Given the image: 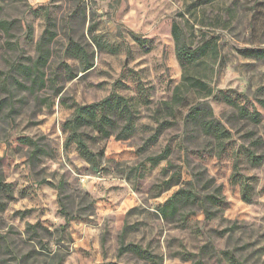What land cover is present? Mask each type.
<instances>
[{
  "label": "rangeland",
  "instance_id": "rangeland-1",
  "mask_svg": "<svg viewBox=\"0 0 264 264\" xmlns=\"http://www.w3.org/2000/svg\"><path fill=\"white\" fill-rule=\"evenodd\" d=\"M0 8V19L17 20L19 50L6 48L0 30V70L10 84L11 63L36 58L48 18L54 32L45 85L0 89V169L12 188L11 197L0 192V264H264V147L251 143L264 142V60L240 52L264 47V0H0ZM173 24L196 52L190 63L176 56ZM71 42L88 52L90 68L68 57ZM177 86L182 99L169 111L162 103ZM112 92L134 98L137 115L130 133L103 137L85 129L90 149L101 152L94 169L74 143L65 146L63 124L71 102L98 103ZM198 103L230 134L219 155L213 139L185 121ZM254 111L257 123L249 117ZM23 137L47 154L30 160ZM250 152L262 162L254 164ZM200 173L214 184L199 182ZM187 182L201 196L221 187L212 219L198 205L186 222L161 218L158 209ZM122 234L153 257L117 256Z\"/></svg>",
  "mask_w": 264,
  "mask_h": 264
},
{
  "label": "trees",
  "instance_id": "trees-1",
  "mask_svg": "<svg viewBox=\"0 0 264 264\" xmlns=\"http://www.w3.org/2000/svg\"><path fill=\"white\" fill-rule=\"evenodd\" d=\"M16 23L17 20L15 19H0V30L5 37L4 45L10 51L20 49L16 34L14 32L16 29ZM52 26L53 24L48 18L46 29L37 42V56L35 59L27 57L26 60H28L29 63H24L21 61L11 63L10 70L13 72L11 76V84L9 83L10 77L5 75V72L0 70L1 90L5 92H11V87L16 85L17 87L34 92L45 85L43 69L47 64L50 55V50L47 46L52 41L54 36V32L51 30ZM131 36L140 45H143L145 42V38L138 34L131 32ZM172 36L175 41L176 56L178 60L182 63L192 62L196 52L187 44V40L185 39L182 29L178 24H173ZM240 52L243 56L256 57L264 60V47L244 48ZM66 54L69 58L84 59V61L88 63V68L92 66V63L89 62L88 52L77 42H71L69 44L66 49ZM185 79L190 82L192 87H196L201 90H207V85L201 80L194 77H185ZM23 81L29 82V84L26 85ZM181 99L182 95L180 93V86H177L174 89L171 102L164 101L162 104L167 110L171 111L173 104L177 103ZM132 100L135 99L112 92L98 103L79 105L75 102H71L69 107L72 108V114L63 124V129L67 133L65 146L67 147L69 144L74 143L80 156L90 163L94 169H97L101 152L97 154L90 149L84 138L85 129L90 128L95 130L103 137H109L115 132L123 134L130 133L133 129L137 115V109ZM63 103L66 104L67 102L64 101ZM259 103L264 107L263 99H260ZM4 106V99L0 100V111H2ZM249 117L256 123L260 121L259 113L257 111L250 113ZM185 121L193 125L196 129H199L203 135L209 136L213 139V146L211 148L213 154L219 155L223 152L225 143L230 134L224 127L220 125L216 118H214L212 110L209 106L204 103H198L192 106ZM164 125L165 124L163 122L159 123L158 128L152 138L154 141L158 138ZM20 141L23 144L32 147L29 156L30 160L39 159L40 156L47 154L46 150H44L43 147L38 144L37 140H33L29 137H23L20 139ZM251 143L255 147H264V142L261 138H252ZM168 151L169 150L166 149L163 155H159L153 158V160L157 161L163 158L164 155H167ZM249 155L254 164H260L262 162V154L255 155L254 152H250ZM234 169L235 171L238 170L237 164H234ZM197 175L199 182H203L207 179L206 184L208 187H211L214 184L213 178H205L203 177V173ZM235 175H237V172L234 174V176ZM44 182L47 181L45 180ZM47 183L50 184L49 182ZM186 185L188 187L179 188L158 209L161 218L166 221L175 220L179 222H186L197 215V212L193 211L191 208L195 205H198L204 213L205 218L208 220L212 219L213 214L211 210H209V207L219 205L223 201L220 198L221 187L217 186L212 192L203 194L201 196L195 191L191 182H187ZM247 186L248 184L246 182L243 181L241 183V197L245 202L250 201ZM56 187L60 190L63 186L58 184ZM1 191L5 192L7 196L11 197V185L5 182L3 173L0 169V192ZM60 204L62 206L60 212L64 216L65 223H68L71 219V216L66 212L62 201H60ZM126 253H132L143 259H151L153 257L151 252L143 248L141 245L126 242L122 234L120 236V245L117 250V256H122ZM96 264L119 263L102 262Z\"/></svg>",
  "mask_w": 264,
  "mask_h": 264
}]
</instances>
